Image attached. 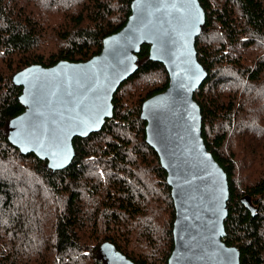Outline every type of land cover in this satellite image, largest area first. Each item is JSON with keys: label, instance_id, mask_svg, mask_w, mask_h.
<instances>
[{"label": "trees", "instance_id": "1", "mask_svg": "<svg viewBox=\"0 0 264 264\" xmlns=\"http://www.w3.org/2000/svg\"><path fill=\"white\" fill-rule=\"evenodd\" d=\"M130 3L0 0V264H107L104 240L139 264H167L174 204L140 110L169 75L149 58L148 43L113 94L112 116L73 137L65 167L52 170L8 138L10 118L24 109L13 74L98 53L124 25ZM199 3L205 19L195 49L207 74L193 97L204 143L227 176L222 240L238 247V264H264V0Z\"/></svg>", "mask_w": 264, "mask_h": 264}, {"label": "water", "instance_id": "2", "mask_svg": "<svg viewBox=\"0 0 264 264\" xmlns=\"http://www.w3.org/2000/svg\"><path fill=\"white\" fill-rule=\"evenodd\" d=\"M204 19L199 0H131L124 25L103 38L98 53L83 61L32 63L12 76L24 109L8 122L10 142L60 169L74 155L73 137L100 129L112 116L114 92L137 69L141 45L149 44V58L162 62L169 75L166 88L144 99L140 110L145 140L166 171L174 204L167 264L239 263L238 247L222 240L226 172L204 143L193 97L207 74L195 49ZM99 251L107 264H139L109 240Z\"/></svg>", "mask_w": 264, "mask_h": 264}, {"label": "rangeland", "instance_id": "3", "mask_svg": "<svg viewBox=\"0 0 264 264\" xmlns=\"http://www.w3.org/2000/svg\"><path fill=\"white\" fill-rule=\"evenodd\" d=\"M160 224H161V226H162V221H160ZM165 226V225H164ZM164 226H162V227H160L158 230H159V232L158 233H161V230H162V228L164 227Z\"/></svg>", "mask_w": 264, "mask_h": 264}]
</instances>
